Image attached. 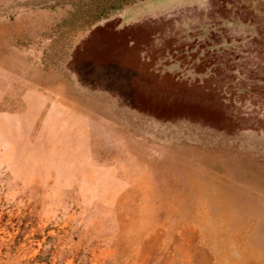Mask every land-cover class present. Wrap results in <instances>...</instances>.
Returning <instances> with one entry per match:
<instances>
[{"label":"rangeland","instance_id":"1","mask_svg":"<svg viewBox=\"0 0 264 264\" xmlns=\"http://www.w3.org/2000/svg\"><path fill=\"white\" fill-rule=\"evenodd\" d=\"M0 264H264V0H0Z\"/></svg>","mask_w":264,"mask_h":264}]
</instances>
